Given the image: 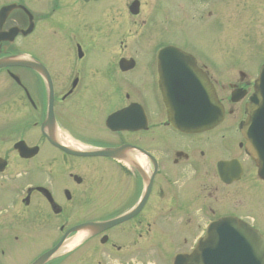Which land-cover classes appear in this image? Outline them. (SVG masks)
Listing matches in <instances>:
<instances>
[{
	"label": "flooded vegetation",
	"instance_id": "af4514ba",
	"mask_svg": "<svg viewBox=\"0 0 264 264\" xmlns=\"http://www.w3.org/2000/svg\"><path fill=\"white\" fill-rule=\"evenodd\" d=\"M255 19L264 0H0V61L41 67L0 66V264L50 251L42 264H184L198 244L207 259L223 219L264 239V175L244 136L264 62L240 63L242 42L223 36ZM209 24L216 54L189 47ZM166 61L204 73L216 126L168 121Z\"/></svg>",
	"mask_w": 264,
	"mask_h": 264
},
{
	"label": "water",
	"instance_id": "95a60500",
	"mask_svg": "<svg viewBox=\"0 0 264 264\" xmlns=\"http://www.w3.org/2000/svg\"><path fill=\"white\" fill-rule=\"evenodd\" d=\"M6 64L41 69L38 64L21 60L0 61V66ZM161 69L163 70H161L160 86L163 102L167 109L168 120L176 129L194 132L206 130L218 124L222 118V111L217 106L211 85L196 67L190 68L180 63L173 65L172 62L166 61L163 62ZM257 86L258 95L253 101H258L263 108L259 114L252 115L254 131L251 134H245V137L249 143V153L259 163V174L264 175V67L260 71ZM51 102L49 99V119L52 116ZM258 122H260L259 131L256 128ZM107 154L108 152L102 151L93 155L106 156ZM112 223L100 225L105 227ZM206 237L207 259L201 256L199 244L185 264H264V240L257 232L241 222L223 219L209 227ZM52 253L53 251H50L43 255L34 264L47 261Z\"/></svg>",
	"mask_w": 264,
	"mask_h": 264
},
{
	"label": "rangeland",
	"instance_id": "374dc122",
	"mask_svg": "<svg viewBox=\"0 0 264 264\" xmlns=\"http://www.w3.org/2000/svg\"><path fill=\"white\" fill-rule=\"evenodd\" d=\"M255 15L259 17L258 13ZM225 26L226 24L224 25V29ZM251 26H253L251 27V32L249 26H247V23H245L246 30L241 29L244 32L246 38L245 42L244 39H242L244 35L241 31L238 32L235 29L225 30L223 34L224 38L229 42L234 41L233 44L227 43L225 47L235 48L234 44L237 42V40L242 42L238 46L242 51V53H240V58H238L240 63L251 62L258 64L264 62V19H255V23ZM216 36L217 28L214 24H209L202 29L201 27H197L195 29L194 26H192L189 47L199 52L216 54V50H208L209 48H214L216 45H220L223 42L222 38L215 39ZM201 46L206 47V50H204Z\"/></svg>",
	"mask_w": 264,
	"mask_h": 264
}]
</instances>
